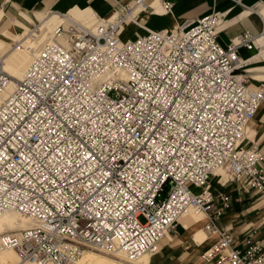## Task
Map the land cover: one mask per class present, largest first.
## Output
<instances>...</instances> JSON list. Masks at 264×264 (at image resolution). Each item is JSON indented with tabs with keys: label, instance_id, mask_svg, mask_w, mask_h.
<instances>
[{
	"label": "built area",
	"instance_id": "1",
	"mask_svg": "<svg viewBox=\"0 0 264 264\" xmlns=\"http://www.w3.org/2000/svg\"><path fill=\"white\" fill-rule=\"evenodd\" d=\"M113 2L90 23L58 10L50 38L0 101V209L33 221L0 243L41 264H73L87 248L135 258L155 251L191 207L216 234L203 260L264 264V242L235 247L219 229L229 195L209 186L218 166L245 188L264 182L258 145L241 143L264 85L247 81L248 57L238 53L264 57V18L257 32L221 43L216 10L153 29L141 16L151 1ZM126 23L142 31L123 37Z\"/></svg>",
	"mask_w": 264,
	"mask_h": 264
},
{
	"label": "crops",
	"instance_id": "2",
	"mask_svg": "<svg viewBox=\"0 0 264 264\" xmlns=\"http://www.w3.org/2000/svg\"><path fill=\"white\" fill-rule=\"evenodd\" d=\"M145 1H151L152 9L141 14L142 22L153 29H174L184 20H192L212 10L221 12L222 17L216 34L221 43L227 42L229 37L245 29L257 32L264 18V0H171L172 5L167 11L160 10L158 0ZM113 3V0H0V41L6 43L5 37L13 41L21 40L26 35V24L32 27V24L39 23L38 32L43 22L54 17L57 19L58 10L71 16L75 14L86 17L93 12L105 15L110 12ZM126 25L131 26L134 33L142 31L133 24ZM6 32L15 35L13 39L8 37ZM14 52L9 53L5 61L22 68L23 63L14 61L17 56ZM238 53L242 57H248L247 81L251 85L262 81L264 85V57L256 54L254 48L239 47ZM241 143H256L262 154L261 162L264 164V101L258 105L252 118L246 123ZM209 183L213 190L229 195V204L218 215L216 224L219 229L232 234L233 245L240 247L246 242H264V182L259 188H245L241 177L230 180L226 172H214L210 175ZM196 215L181 216L173 230L160 240L157 252L148 258H140L136 264H211L203 260L200 253L216 238V234L204 230L205 214ZM18 223L16 227H20V221ZM29 224V220H26L21 228ZM10 225L7 221L0 220V233L6 232ZM11 251H1L0 260H7ZM78 264L113 263L87 254Z\"/></svg>",
	"mask_w": 264,
	"mask_h": 264
},
{
	"label": "rangeland",
	"instance_id": "3",
	"mask_svg": "<svg viewBox=\"0 0 264 264\" xmlns=\"http://www.w3.org/2000/svg\"><path fill=\"white\" fill-rule=\"evenodd\" d=\"M74 17L78 18V19H81L82 21L84 22H89V19H91V15L92 13L88 14L86 17H82V16H78V15H75V14H72ZM58 20V18L56 19V17H54V19L52 20H49L52 25H54V23ZM38 25L39 23H35V25L32 24V27L31 25H24L25 26V31H26V35L24 37H22L21 40L17 41H13L11 39H6V37L4 38L6 43H2V41H0V55L2 58L6 59V56L13 52V51H19V50H23L24 54L26 55H17L14 59V61H18L20 64L23 63L25 61L26 62V65L30 62V60L32 59L33 55L36 53V51L38 50V47L40 46V44L46 40H48L50 38V31H48L47 33H45L44 35L42 36H38L37 34V28H38ZM30 26V27H29ZM134 29L131 28V26L129 25H124L123 27V31H122V36H129L131 34H134ZM6 35L10 38L13 39V37L15 36H12L10 33H7L6 32ZM18 39V38H16ZM12 42V43H11ZM14 43V44H13ZM13 44V45H11ZM6 64V62H5ZM11 74H14V76L18 77V73H13L12 71H10ZM20 77V76H19ZM15 80V79H14ZM17 81V80H15ZM214 172H218V173H223L224 171L222 169H217L215 170ZM191 214L192 216H197L192 210H189L186 212V214ZM14 218V224H11L10 225V228L7 230V231H12L14 229H19L21 228L20 227H16L17 225H19L18 221H19V217H21V215L19 214H15V213H11V214H8V215H5V217H1L0 220L1 221H7V223L9 221H13L11 218ZM1 232V231H0ZM9 250H12L11 254L9 255V257L7 258V260H0V264H20L18 263L19 262V257L17 256V254L15 253V251L13 249H9ZM2 250H0L1 252ZM85 254H90V255H93V256H98L100 258H104L106 260H110L113 264H131V263H128L126 261V259L123 257V255H119L118 257H115L114 255H111V254H108V253H105V252H101V251H98V250H94V249H91V250H88L87 252H85ZM148 258V255H144V256H141V258ZM139 262V261H138ZM26 264H29V263H26ZM135 264V263H133Z\"/></svg>",
	"mask_w": 264,
	"mask_h": 264
},
{
	"label": "bare ground",
	"instance_id": "4",
	"mask_svg": "<svg viewBox=\"0 0 264 264\" xmlns=\"http://www.w3.org/2000/svg\"><path fill=\"white\" fill-rule=\"evenodd\" d=\"M57 18H58V16H57ZM91 18V17H90ZM92 19V18H91ZM91 19H89V22L88 23H90V21H91ZM57 22V21H56ZM126 24H132V23H126ZM52 23L50 22V21H46V22H43L41 25H40V28L38 29V36H42V35H44L45 33H47L48 31H50V29L52 28ZM251 49V48H250ZM255 49V48H254ZM15 53V55H26V54H24V52H23V50H19V51H15L14 52ZM256 54H258V55H260L258 52H256ZM262 57V56H261ZM0 59H1V70L3 71V73L5 74V79L2 81V82H0V101H1V99L7 94V92L13 87V85H14V83L16 82L15 80H18L20 77H21V75H22V72H23V70H24V68L26 67V62L27 61H25L24 62V64H23V67L22 68H19V67H16V66H13V65H10V64H8L7 63V61H5V59L4 58H2L1 57V55H0ZM5 62H6V64H5ZM248 63V62H247ZM10 71H12L13 73H18V75L20 76H18V77H16V76H14V74H11L10 73ZM15 79V80H14ZM264 101V100H263ZM262 102V101H261ZM260 102V103H261ZM259 103V104H260ZM258 104V105H259ZM258 107V106H257ZM243 136H244V132H243ZM243 136H242V139H243ZM217 169H222L224 172H226V170H225V168H224V166H218V167H215V168H213L212 169V173H214V171L215 170H217ZM210 178V177H209ZM231 180V179H230ZM209 186H210V183H209ZM189 210H192L194 213H196V214H204V213H202V212H200V211H195L194 209H192L191 207H188V208H186L183 212H181L178 216H177V220L178 219H180V217L181 216H185V215H187L186 214V212L187 211H189ZM11 213H15V214H19V215H21V217H19V221H20V226H24V224H25V221L26 220H29V222H30V224L29 225H31L32 223H33V221L28 217V216H26V215H24V214H22V213H20V212H18L17 210H15L14 208H11V207H8V208H3V209H0V217H5V215H8V214H11ZM13 221H9L8 223H10V224H14L15 222H14V218L12 217L11 218ZM28 225V226H29ZM22 228H25V227H22ZM22 228H19V229H14V230H12V231H6V232H3V233H0V240H1V238H2V236L3 235H5V234H8V233H19V231L22 229ZM203 228H204V226H203ZM204 230H205V228H204ZM169 232H165L162 236H161V238H160V240L166 235V234H168ZM213 234V233H212ZM160 240H159V242H160ZM159 242H158V244H159ZM158 244H157V247H156V249H155V251H153V252H143V253H140L138 256H136L135 258H130V257H128L122 250H113V251H110V252H107V251H101V252H105V253H108V254H111V255H114L115 257H118L120 254L121 255H123V257L126 259V261L128 262V263H131V264H133V263H137L138 261H139V259L141 258V256H144V255H148V256H150V255H153V254H155L156 252H157V250H158ZM9 249H13L14 251H15V253L17 254V256L19 257V255H18V253H17V251H16V249L15 248H13V246H11L10 244H7V243H0V250H2V251H5V250H9ZM92 248H87V249H84L82 252H81V254H80V256H78V258L75 260V262L73 263V264H78L80 261H81V259H83L84 260V257L87 255V254H85V252H87L88 250H91ZM94 250H96V249H94ZM98 251H100V250H98ZM207 262V261H206ZM19 263L20 264H26V263H29V264H41V263H39V262H37V261H35V260H21L20 259V257H19Z\"/></svg>",
	"mask_w": 264,
	"mask_h": 264
}]
</instances>
